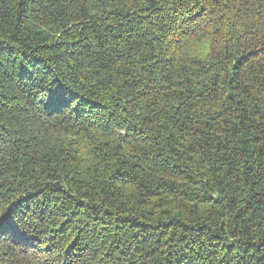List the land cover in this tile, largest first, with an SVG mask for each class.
<instances>
[{
	"label": "trees",
	"instance_id": "1",
	"mask_svg": "<svg viewBox=\"0 0 264 264\" xmlns=\"http://www.w3.org/2000/svg\"><path fill=\"white\" fill-rule=\"evenodd\" d=\"M0 264H264V0H0Z\"/></svg>",
	"mask_w": 264,
	"mask_h": 264
}]
</instances>
